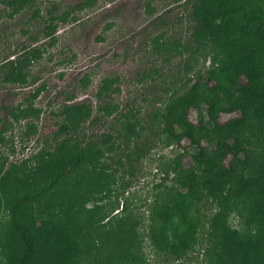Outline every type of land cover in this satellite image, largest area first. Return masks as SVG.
I'll use <instances>...</instances> for the list:
<instances>
[{
    "label": "rangeland",
    "instance_id": "374dc122",
    "mask_svg": "<svg viewBox=\"0 0 264 264\" xmlns=\"http://www.w3.org/2000/svg\"><path fill=\"white\" fill-rule=\"evenodd\" d=\"M81 1L34 0L13 16L0 2V129L7 124L0 141V177L5 181L0 188V264L8 260L3 236L11 200L44 182L25 172L36 164V153L54 149L65 138H54L64 117L58 114L61 106L81 102L91 105L92 116L61 156L72 154L74 143L89 140L93 150L102 152L48 198L28 207L39 227L42 220L71 221L80 246L77 264H233L231 258L245 264L264 235V196L257 191L245 197L229 188L221 197L191 202L187 218L195 222L196 232L182 253L158 251L149 232L152 197L159 190L155 184L163 177L160 166L184 151L185 166L192 165L198 149L187 137L180 145L166 143L156 115L173 90L185 83L198 86L207 70L231 53L217 22L209 23L202 36L186 1L97 0L75 10ZM51 8L55 15L71 14L54 20L56 30L47 34ZM14 58L26 65L28 81L35 83L21 87L2 81L3 65ZM105 79L112 88L99 97ZM39 87V94L30 96ZM30 102L41 109L32 127L29 120L15 121L10 112ZM240 116V111L225 113L221 121ZM189 120L198 125L195 109ZM238 134L243 150L226 162L233 161L237 178L245 162L264 166V120L250 118ZM104 135L112 136L109 143L101 140ZM166 184L171 191L177 186L174 180ZM255 207L261 212L254 213ZM53 228V237L63 232L59 224Z\"/></svg>",
    "mask_w": 264,
    "mask_h": 264
},
{
    "label": "trees",
    "instance_id": "16d2710c",
    "mask_svg": "<svg viewBox=\"0 0 264 264\" xmlns=\"http://www.w3.org/2000/svg\"><path fill=\"white\" fill-rule=\"evenodd\" d=\"M173 1L180 5L185 1L190 3V13L196 19L201 35L209 23L217 22L219 32L225 36L224 46L232 48L227 58L218 66L210 67L206 76L198 80V86L185 83L173 90L161 113L156 115V124L160 133L166 135V143L180 145L183 138L187 137L198 148L192 153V165L185 166L182 159L184 151L174 161H166L160 166L163 177L160 183L155 184L159 190L153 193L151 202L149 232L153 245L160 252L179 254L190 247L196 232L195 222L187 218L191 202L197 203L207 197H221L229 188L245 197L255 191L264 196V166L255 161L245 162L243 172L237 178L232 167L233 161L226 163L229 157H236L243 150L238 134L240 129L250 118L264 120V0ZM0 2L11 8L9 14L13 16L34 0ZM96 2L82 0L75 10L91 7ZM48 12L53 21L44 28L47 34H54L57 26L54 20L68 19L71 14L69 11L55 15L53 8L48 9ZM39 13L40 9H36V14ZM3 68L4 82H16L22 84L21 87L27 86L23 84L28 82L35 83L34 79L28 81L26 65L15 58L7 59ZM111 84V81L105 79L98 96L102 97L105 91L110 90ZM41 89L39 87L34 93L31 92L30 96H37ZM112 90L119 89L115 87ZM191 109L198 113L196 127L189 120ZM40 110L30 102L27 105L19 104L10 112L15 121L29 120L28 126L32 127L35 126L32 119L40 116ZM235 111H240L241 116L221 121L222 114ZM58 114L64 117L54 132V138L63 134L65 138L57 141L54 149L44 148L36 153V164L25 172L34 180L40 177L45 179L44 182L35 189L17 194L11 200L10 221L3 236L7 264H77L74 260L80 246L74 238L72 222L54 221V224L63 227L64 233H55L57 236L53 237L50 232L57 230L53 228L54 224L42 220L39 227L36 218L27 211L32 203L48 198L76 170L102 152L100 147L93 150V141L89 140L83 145L74 143L76 150L63 158L61 153L69 149L71 141L75 140L83 124L92 116V107L83 102L68 103L61 106ZM5 128L7 124L0 129V141H3L1 136ZM111 139V135H104L101 140L109 143ZM203 141L207 143L206 147ZM235 178L237 184H234ZM168 180L176 183L174 191L167 187ZM4 186V178L0 177V188ZM253 210L254 213L258 210L261 212L257 207ZM256 244L258 248L247 256L245 264H264V235L258 238ZM231 259L233 264L241 262L239 259Z\"/></svg>",
    "mask_w": 264,
    "mask_h": 264
}]
</instances>
